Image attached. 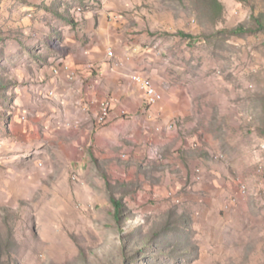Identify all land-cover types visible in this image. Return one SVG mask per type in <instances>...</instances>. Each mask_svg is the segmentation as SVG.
<instances>
[{"label":"rangeland","instance_id":"374dc122","mask_svg":"<svg viewBox=\"0 0 264 264\" xmlns=\"http://www.w3.org/2000/svg\"><path fill=\"white\" fill-rule=\"evenodd\" d=\"M154 4L181 59L166 64L185 110L172 123L190 143L163 167L118 145L87 175L0 155V264H264V0Z\"/></svg>","mask_w":264,"mask_h":264},{"label":"crops","instance_id":"0c3cea01","mask_svg":"<svg viewBox=\"0 0 264 264\" xmlns=\"http://www.w3.org/2000/svg\"><path fill=\"white\" fill-rule=\"evenodd\" d=\"M154 2H1L0 68L11 92L2 157L42 160L52 173L61 165L63 173L87 175L92 155L131 144L148 158L160 159L162 167L172 162L170 151L190 139L178 137L175 126L167 129L185 112L173 99L180 86L166 73V64L180 57L171 54L175 49L160 33L170 26L163 15L159 18ZM134 73L150 77L162 101L153 106L143 102L130 77ZM105 99L111 106L109 121L97 127L99 103ZM131 148L125 147L124 157ZM181 159L180 167L194 164Z\"/></svg>","mask_w":264,"mask_h":264},{"label":"built area","instance_id":"2783aa9c","mask_svg":"<svg viewBox=\"0 0 264 264\" xmlns=\"http://www.w3.org/2000/svg\"><path fill=\"white\" fill-rule=\"evenodd\" d=\"M107 55L111 56L112 51L108 50ZM65 69L67 70V68ZM130 77H133L134 84L142 91L143 102H149L150 105L153 106L162 101L163 96L157 90L150 77L139 73L131 74ZM98 110H104V118H96V124L98 126H103L109 121L110 110H106V105H99ZM169 195L173 197L172 192H169ZM173 202H179V199L173 197Z\"/></svg>","mask_w":264,"mask_h":264},{"label":"bare ground","instance_id":"6f19581e","mask_svg":"<svg viewBox=\"0 0 264 264\" xmlns=\"http://www.w3.org/2000/svg\"><path fill=\"white\" fill-rule=\"evenodd\" d=\"M90 67V66H89ZM89 69V68H88ZM57 69H54V72H56ZM146 104H148L150 106V103L149 102H146ZM99 105H106V110H110L111 106H110V102L108 99H105V100H102ZM97 118H104V110H98V113H97ZM174 125L173 124H170L168 125L167 129L168 130H171L173 129ZM199 177V176H198ZM244 191V190H243Z\"/></svg>","mask_w":264,"mask_h":264},{"label":"trees","instance_id":"16d2710c","mask_svg":"<svg viewBox=\"0 0 264 264\" xmlns=\"http://www.w3.org/2000/svg\"><path fill=\"white\" fill-rule=\"evenodd\" d=\"M236 30H238V28L236 29ZM178 34L179 35H182V36H186L185 34H183L182 32H178ZM114 206L116 207V208H119L120 207V205L118 204V202H114Z\"/></svg>","mask_w":264,"mask_h":264}]
</instances>
